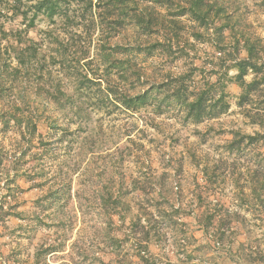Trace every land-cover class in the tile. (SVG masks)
I'll use <instances>...</instances> for the list:
<instances>
[{"label":"rangeland","instance_id":"374dc122","mask_svg":"<svg viewBox=\"0 0 264 264\" xmlns=\"http://www.w3.org/2000/svg\"><path fill=\"white\" fill-rule=\"evenodd\" d=\"M229 1L236 29L260 37L264 49V0ZM45 26L38 22V28ZM122 26L121 33L104 43L93 39L94 60L82 67L85 71L105 74L113 88L134 94L165 84L181 70L174 57L142 53L141 31L128 21ZM31 36L39 39L34 32ZM188 41L191 45L178 62L184 68L197 66L194 83L207 77L215 82L222 63L212 58L211 45L192 37ZM226 41L233 42L230 37ZM48 43H41L43 49L54 48ZM82 45L77 37L69 40L64 63L55 64L51 80L30 71L14 79L0 98L25 115L34 114L36 125L29 141L14 128L0 130V196L7 197V213L0 221V264H145L142 256L155 264H264L259 257L264 256V143L250 144L244 137L239 148L229 145L234 138L261 131L237 104L240 88L235 83L225 86L229 107L219 117L192 122L183 119L167 94L153 91L151 105L132 111L113 97L100 99L91 86L80 99L90 112L91 131H80L78 138L89 132L94 151L79 154V147L59 141L60 129L50 127V121L56 115L52 86L59 76L61 88L73 89L63 75L73 72ZM128 64L138 69L139 79L119 77ZM66 115L58 124L71 119V111ZM128 135L135 143L127 141ZM64 159L67 165L61 163ZM54 191L60 205L48 207ZM109 194L123 203L112 215L98 206ZM78 199L87 208L83 215L76 207ZM139 201L156 206L157 222L141 218L159 230L150 233L147 249L129 231ZM49 245L57 250L46 254ZM248 254L256 261H247Z\"/></svg>","mask_w":264,"mask_h":264},{"label":"trees","instance_id":"16d2710c","mask_svg":"<svg viewBox=\"0 0 264 264\" xmlns=\"http://www.w3.org/2000/svg\"><path fill=\"white\" fill-rule=\"evenodd\" d=\"M230 7L229 0H0V98L12 88L14 79L30 71L36 75H45L51 80L52 68L56 63L63 65L68 42L77 37L82 40L83 45L75 57L74 70L68 75H63L65 79L68 77L71 79L73 89L67 92L61 88V78L57 76V84L52 86L56 93L51 96L56 103L52 109L56 115L51 119L50 127L57 125L61 133L59 141L66 140V146L79 147V154L94 151L89 142L90 112L85 108L83 104L85 102L80 100L82 96L88 95L87 91L91 86H95L100 99L109 100L113 97L117 103L132 111H139L151 105L149 99L153 91L164 93L167 94L165 96L167 100L172 99L177 104L184 120L202 122L205 119L217 118L228 109L225 86L228 83H235L240 88L237 104L252 123L260 126L261 131L240 136L238 140L234 138L229 145L231 148H239L244 137L250 144L264 143L262 40L258 36L236 29ZM39 21L46 23L45 28H38ZM122 21L134 24L145 37L140 49L142 53L153 55L156 52L174 57L176 65L181 67V70L170 75L165 84L162 82L152 84L149 88L134 94L113 88L105 74L97 72L89 74L87 70L85 71L82 67L94 60L90 48L93 39L96 37L104 43L110 37L121 33L125 29ZM31 32L37 34L39 39L31 36ZM153 36L156 38L150 43L149 39ZM188 37L211 45L212 58L221 61L222 72L218 73L215 82L211 83L207 77L201 84L194 83L193 75L197 66L184 68L178 62L177 59L181 58L183 53H187L186 46L191 45ZM229 37L233 42L226 41ZM43 41H49L48 44H53L54 48L43 49L41 45ZM103 51L102 49V53ZM105 56L109 57L110 53ZM11 58L16 64H11ZM126 62L129 63V60ZM126 67L127 69L122 70L119 76L121 79L122 77L127 79L128 74L135 75L137 79L141 77L138 69H134L131 64ZM230 70H235L236 73L230 75ZM248 73L252 75L250 80L245 78ZM103 81L105 86H102ZM19 92L20 97H23L24 91ZM46 92L49 93V90ZM260 98L261 102L251 107L253 101ZM44 99L45 102L48 101L47 98ZM73 100L80 103H70ZM42 106L45 107V104ZM18 111L14 105L0 102V130L14 128L21 136H27L29 141L35 136V116ZM67 111H71V119L58 124L60 116L64 117ZM71 124L76 126L71 128ZM85 129L90 131L80 137L81 139L78 138V133ZM127 141L135 143L129 135ZM61 163L67 165L65 159L61 160ZM12 179L13 177L7 178L4 188L8 187L7 182ZM133 182L136 185L135 179ZM140 187L145 190V185ZM67 192L69 193V190ZM51 197L48 207L60 205L59 192L54 191ZM6 203L7 197L0 196V221L7 213ZM120 205L123 203L117 198L112 199L111 194L109 199H103L98 203L99 208L108 215L118 211ZM151 206H154V209H151ZM76 207L82 215L87 210L79 199L76 201ZM155 209L156 206L150 201L146 203L139 201L136 204L135 218L129 223V231L142 249H147L150 233L159 232L155 225L151 228L141 221L142 217L147 222L152 217V223L157 222V219L153 218ZM56 250V246L49 245L45 253L49 254ZM259 257L264 261V256ZM141 259L146 262L145 264H155L144 256ZM246 260L252 263L256 261V257L248 254Z\"/></svg>","mask_w":264,"mask_h":264}]
</instances>
